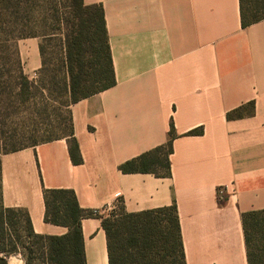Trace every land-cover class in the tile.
I'll return each mask as SVG.
<instances>
[{
	"label": "crops",
	"instance_id": "0c3cea01",
	"mask_svg": "<svg viewBox=\"0 0 264 264\" xmlns=\"http://www.w3.org/2000/svg\"><path fill=\"white\" fill-rule=\"evenodd\" d=\"M84 4L104 10L116 83L69 107L80 163L70 136L0 155L3 205L37 234L63 235L45 221L46 190H71L101 214L175 204L186 264H248L242 214L264 209V18L244 26L240 0ZM17 46L34 77L40 39ZM171 130L170 176L121 170ZM82 233L86 264H109L102 218H83Z\"/></svg>",
	"mask_w": 264,
	"mask_h": 264
},
{
	"label": "trees",
	"instance_id": "16d2710c",
	"mask_svg": "<svg viewBox=\"0 0 264 264\" xmlns=\"http://www.w3.org/2000/svg\"><path fill=\"white\" fill-rule=\"evenodd\" d=\"M69 2V27L63 31L61 26L62 33H59L63 38L60 65L48 81L49 86L57 85L56 89L53 88L65 97L63 104L67 107L116 83L103 8L86 5L84 0ZM27 3L25 0H0V54L6 53L4 60L0 57V78L7 76L0 79L1 105L7 101L10 104L16 97L23 102H33L36 93L46 88V85L39 84L47 70L45 61L42 59V67L36 73L38 79H32L24 70L17 46L20 39L47 37L37 31L35 15L25 14L23 8ZM240 9L244 26L264 18V0H240ZM40 52L43 57L45 48L41 44ZM69 116L70 133L65 136L72 137L70 154L73 162L80 163L82 158L73 138L70 110ZM172 130L164 146L127 161L121 170L170 176ZM198 132L192 130L189 133ZM44 198L45 221L68 227L66 234H37L28 214L5 207L0 193V264H10L8 258L16 253L22 254L25 264H86L82 219L92 216L102 218L109 264H186L175 204L131 213L120 207L101 214L81 208L71 190L49 189L45 191ZM242 222L248 264H264V209L243 213Z\"/></svg>",
	"mask_w": 264,
	"mask_h": 264
},
{
	"label": "rangeland",
	"instance_id": "374dc122",
	"mask_svg": "<svg viewBox=\"0 0 264 264\" xmlns=\"http://www.w3.org/2000/svg\"><path fill=\"white\" fill-rule=\"evenodd\" d=\"M23 8L26 15H35L37 31L47 37L39 38L40 44L45 48L42 59L46 63V71L39 80L40 85L46 88L36 93L33 102H23L19 97L13 98L1 105L0 111V155L14 148H21L37 144L43 140L70 133V108L63 104L65 97L60 96L54 84L49 86L50 76L56 72L60 65V53L63 50V31L68 30V20L71 18L69 0H25ZM53 33V34H52ZM4 60L6 53H1ZM4 75L0 79H6ZM32 79H38L35 75ZM17 92V90L15 91ZM106 211L104 214H107ZM10 264H25L22 254L16 253L8 258Z\"/></svg>",
	"mask_w": 264,
	"mask_h": 264
},
{
	"label": "built area",
	"instance_id": "2783aa9c",
	"mask_svg": "<svg viewBox=\"0 0 264 264\" xmlns=\"http://www.w3.org/2000/svg\"><path fill=\"white\" fill-rule=\"evenodd\" d=\"M94 212H99V210L98 209H94Z\"/></svg>",
	"mask_w": 264,
	"mask_h": 264
}]
</instances>
